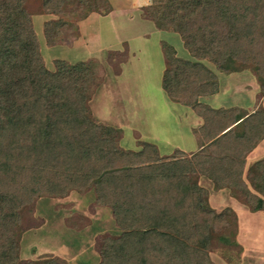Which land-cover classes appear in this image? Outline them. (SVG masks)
Returning <instances> with one entry per match:
<instances>
[{
    "label": "trees",
    "instance_id": "trees-1",
    "mask_svg": "<svg viewBox=\"0 0 264 264\" xmlns=\"http://www.w3.org/2000/svg\"><path fill=\"white\" fill-rule=\"evenodd\" d=\"M64 1L67 0L52 4L48 0L45 7L61 11L60 3ZM73 1L82 9L81 20L94 13L107 16L113 11L109 0ZM23 2L0 1L7 13L5 21L0 20V57L6 59L4 73L9 62L20 57L21 42L31 40L38 46ZM146 8L158 30L177 28L191 53L215 44L212 48L215 61L228 73L239 71L236 64L239 59L254 63L264 95V0H152ZM45 25L47 33L50 23ZM31 56L37 70H44L38 47ZM165 58L169 62L165 72L169 74L175 62L170 63L167 51ZM176 63L180 67L177 72L187 73V82L175 91L167 86L169 99L197 109L205 120L204 140L196 153L188 156L180 152L169 157L160 156L151 143H144L138 152L114 145L82 103L80 85L84 80L72 75L76 66L67 68L62 63L63 68L71 70L69 76L61 79L63 84L45 82L41 83L42 93L13 94L12 114L6 117L10 129L0 127L4 133L0 140V192L17 207L31 203L34 194L94 186L97 201L110 207L118 226L128 230L103 264H200L198 261L205 258L189 244L194 240L193 229L197 234L211 230L218 218H224L228 224L233 213L226 210L217 214L211 209L204 198L206 190L192 182L191 176L199 174L219 188L231 189L251 211H263L264 199L249 190L243 175L246 156L264 138V109L247 116L238 113V109L200 108L199 96L218 92L214 76L198 61L178 59ZM41 75L52 80L58 77L57 72L45 70ZM46 92L54 95L58 92L59 101L47 106ZM6 95L9 97L10 93ZM0 102L6 103L8 99L1 98ZM114 133L121 132L114 130ZM99 176L100 180L94 183ZM248 177L250 185L264 191V159L249 169ZM222 240L226 245L239 246L236 240L227 237ZM17 246L14 240L15 250ZM8 253L2 255L7 258ZM7 262L16 264L14 259Z\"/></svg>",
    "mask_w": 264,
    "mask_h": 264
},
{
    "label": "rangeland",
    "instance_id": "rangeland-1",
    "mask_svg": "<svg viewBox=\"0 0 264 264\" xmlns=\"http://www.w3.org/2000/svg\"><path fill=\"white\" fill-rule=\"evenodd\" d=\"M47 1L23 2L37 35L38 46L31 40L21 42L22 48L18 46L20 57L9 62L6 73L2 72L6 59L3 61L0 57V99H8L6 103L0 102L2 129H10L6 117L12 114L10 101L14 93H42L41 85L51 81L59 86L63 84L61 79L71 74L67 68L75 65L76 71L72 75L84 80L80 85L82 103L92 121L104 128L101 130L105 131L103 134L107 139L125 151L138 152L144 143H151L158 148L160 156H178L182 152L179 150L192 152L197 148V140H204L202 128L205 122L197 109L187 106L203 121L201 128L199 126L194 131L196 140L191 133L193 126L197 125L195 114L168 99L167 86L175 91L187 82V73L177 72L180 69L176 63L178 59L202 63L214 76L218 91L230 84L232 89H241L243 95L254 83L258 86L254 63L239 59L236 62L239 71L228 73L220 62L215 61L212 50L215 44L191 53L177 28L156 29L146 8L152 0H109L114 8L113 15L110 18L100 15L88 23H85L86 18L80 19L82 9L77 1L61 2V11L45 7ZM58 1L52 0L51 3ZM5 17L6 10L0 5V20L5 21ZM48 23L50 27L45 33V24ZM210 37L215 38L214 35ZM35 47L43 59L44 70L51 74L57 72V79H49L48 75L46 78L41 75L44 70H37L31 56ZM166 51L171 57L170 63L175 62L169 74L164 72ZM58 62L65 63L67 68H63L62 63L57 67ZM7 93H10L9 97ZM239 93L233 96L221 93L220 99L226 100L224 106L234 100L237 104ZM44 95L49 98L47 106L52 101H59L58 92ZM209 96L197 98L200 108L207 107L203 104L204 99L206 104L214 105L215 96ZM114 130L121 133L116 134ZM3 135L0 132V140ZM185 152L182 154L189 156ZM99 180L100 176L93 182ZM191 181L206 190L204 198L217 214L226 210L233 213L228 224L224 218H218L213 221L212 229H206L204 234H197L193 227L194 240L189 244L200 250L205 258L198 262L264 264V210L251 211L231 189L219 188L199 174L192 175ZM255 187V184L250 185L249 190L264 199V191L259 192ZM125 231L128 230L118 226L112 209L97 201L94 186L69 188L62 193L34 194L31 203L17 207L0 192V262L6 261V264L10 259L16 264H103ZM222 237L238 239L240 246L235 247V243L226 245ZM14 240L17 241V250L13 247ZM8 251L6 258L2 253Z\"/></svg>",
    "mask_w": 264,
    "mask_h": 264
},
{
    "label": "crops",
    "instance_id": "crops-1",
    "mask_svg": "<svg viewBox=\"0 0 264 264\" xmlns=\"http://www.w3.org/2000/svg\"><path fill=\"white\" fill-rule=\"evenodd\" d=\"M113 12H114V8H113V11L109 15L103 16V17L110 18L113 15ZM99 16L100 15H97V14H91L88 18H86L85 23H88V22H90V20H92V18H96V17H99ZM143 20L148 21V20H146L144 18H143ZM148 22H151V21H148ZM163 54H164V51H163ZM164 57H165V55H164ZM165 70H166V60H165V69H164V72H165ZM236 76L239 77L241 75L240 74H237ZM257 84H258L257 87H256V85L254 83V86L253 87H251L249 90L246 89L247 90L246 93L247 94L248 93L249 94L251 93L252 94L251 96H248L246 93L242 95L241 94L242 93L241 92V89H239V90L238 89L235 90V88L232 89V87H230V84L229 85L227 84L224 87L223 90L220 88L219 91L216 94L211 95V96H215L214 99H213V103H212V104H214L213 106H210V105L206 104V102H205L206 100L205 99H204L205 101L203 100V104H205L206 106L210 107L211 109H213L215 111H218V110H230V109H234L235 110V109H238V112L239 113H243V114H245L247 116L248 115H251V114H253L254 112H256L260 108L261 109H264L263 108V106H264V95L261 93V89H260V86H259V83L258 82H257ZM229 87L231 89H229ZM253 89H255V90L252 93V90ZM221 93L224 96H228V95L233 96L235 93H239V97H238V99H236L237 100V102H236L237 104H235V102H234L235 100H234V101H231L228 106H224V105H227V104L225 103L226 102L225 99L224 100L223 99H220V96L222 95ZM211 96H209V97H211ZM168 99H169V97H168ZM169 101L172 104H176V105H180V106H185L183 104H179V103L172 102L170 99H169ZM185 107H187V106H185ZM187 108H189V107H187ZM189 109L192 110L191 108H189ZM192 112H193V110H192ZM194 116H196V114ZM196 122H197V125H194L193 128L191 129V133L194 135L195 138H196V136H195L194 131H196L199 126L201 128V126L203 125L202 119L200 117H198V116H196L195 123ZM235 126H236V124H235ZM196 140H197V138H196ZM197 142L198 143H197L196 150H194L192 152H185L183 150H179V151L185 152L186 154H189V155H191L193 153H196L200 149V145L202 143L201 142V139H199V141L197 140ZM252 157H253V159H252ZM263 159H264V138L246 156V164H245V170H244L243 179L247 183L248 187L250 186L249 185V181L247 180L249 168L252 167L255 163H257V162H259L260 160H263ZM250 160H251V162H250ZM235 212H236L237 217H238V213H237V210L236 209H235ZM235 240H236L237 244L240 246V243L238 242V239H235Z\"/></svg>",
    "mask_w": 264,
    "mask_h": 264
}]
</instances>
